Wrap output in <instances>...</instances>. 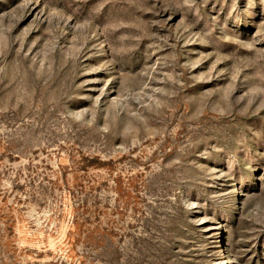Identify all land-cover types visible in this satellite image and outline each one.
Listing matches in <instances>:
<instances>
[{"label":"rangeland","instance_id":"1","mask_svg":"<svg viewBox=\"0 0 264 264\" xmlns=\"http://www.w3.org/2000/svg\"><path fill=\"white\" fill-rule=\"evenodd\" d=\"M0 264H264V0H0Z\"/></svg>","mask_w":264,"mask_h":264}]
</instances>
